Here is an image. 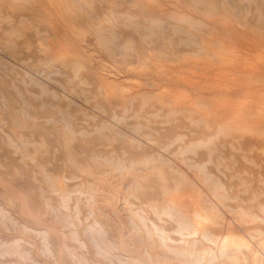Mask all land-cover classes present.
Masks as SVG:
<instances>
[{"label":"rangeland","instance_id":"374dc122","mask_svg":"<svg viewBox=\"0 0 264 264\" xmlns=\"http://www.w3.org/2000/svg\"><path fill=\"white\" fill-rule=\"evenodd\" d=\"M90 186L172 247L153 210L205 203L155 264H264V0H0V210Z\"/></svg>","mask_w":264,"mask_h":264},{"label":"bare ground","instance_id":"6f19581e","mask_svg":"<svg viewBox=\"0 0 264 264\" xmlns=\"http://www.w3.org/2000/svg\"><path fill=\"white\" fill-rule=\"evenodd\" d=\"M180 136L177 137L180 138ZM105 161L108 160L105 159ZM189 165L190 164L187 166ZM123 167L124 165L120 163H117L115 166V168L119 170L123 169ZM191 167L190 165V168ZM200 167H198V169ZM159 170L160 168L158 171ZM134 184L140 186L139 184ZM215 186L220 187L218 184ZM55 189L56 188H54V190ZM137 189L139 188L137 187ZM79 191L80 190H78V192ZM97 191L98 189L92 188V186H90L86 192L81 191L79 196L81 193L85 194V199H83L85 200V204L83 205L79 204L81 201L69 205L67 198L71 192L69 191V193H67L64 189H59L57 190L58 198L54 195L55 199H53L41 193V202L37 200V202L20 203L19 205L16 203L18 206L9 210L7 214L0 210V264H155L153 251L156 240H158L159 244H165L166 240L171 241L172 238L167 236L164 229L159 228L152 219L142 214V211L133 210L129 204H127V207L123 204L122 209H119L121 205L116 207L109 205V202L108 204H106V202H101L102 204L99 203L96 198ZM161 192H165V190L162 189ZM224 197V195L221 196V198ZM217 198L219 197L217 196ZM23 200L26 199L23 198ZM181 200L182 198L180 202L184 203ZM25 202H27V200ZM177 203L178 202H175V204ZM178 204L176 206H178ZM204 204L205 203L202 204L199 200H195L190 207L183 205V207L180 206L179 208L178 206V210H175V207L174 210H171L170 207L169 210L165 209L162 212L153 210L155 214L157 213L156 215L160 212L171 216L176 225L173 231L180 236L179 241L188 245V247H172L167 244H165V246L161 244L164 248L173 252L175 251L179 255H185L186 253L189 254L193 246L201 242V240L205 242L213 241L212 238L214 235L211 232L212 230L196 222L197 220H208L199 212V209L206 210L203 206ZM11 206L12 204L10 207ZM260 206L262 207V205ZM210 207L212 208L211 205ZM190 208L193 210L192 216L188 214ZM122 212L126 214L125 218H122ZM213 220L217 221L218 219L215 218ZM197 235L198 237H196ZM215 239L217 240V237H215L214 240ZM220 245L219 247L216 246V250H206L209 253L207 254L210 260H214V258L219 255L223 257L224 254H229L226 248Z\"/></svg>","mask_w":264,"mask_h":264}]
</instances>
